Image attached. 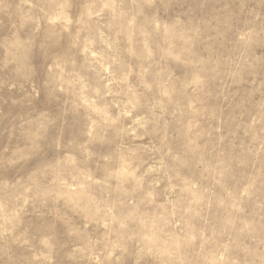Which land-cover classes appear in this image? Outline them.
I'll list each match as a JSON object with an SVG mask.
<instances>
[{
	"label": "rangeland",
	"instance_id": "rangeland-1",
	"mask_svg": "<svg viewBox=\"0 0 264 264\" xmlns=\"http://www.w3.org/2000/svg\"><path fill=\"white\" fill-rule=\"evenodd\" d=\"M0 264H264V0H0Z\"/></svg>",
	"mask_w": 264,
	"mask_h": 264
}]
</instances>
